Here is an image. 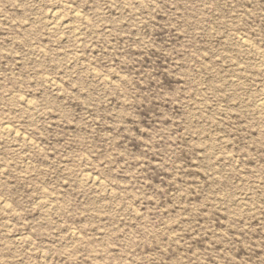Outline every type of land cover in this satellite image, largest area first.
<instances>
[{
  "label": "rangeland",
  "instance_id": "obj_1",
  "mask_svg": "<svg viewBox=\"0 0 264 264\" xmlns=\"http://www.w3.org/2000/svg\"><path fill=\"white\" fill-rule=\"evenodd\" d=\"M259 99L264 0H0V264H264Z\"/></svg>",
  "mask_w": 264,
  "mask_h": 264
},
{
  "label": "bare ground",
  "instance_id": "obj_2",
  "mask_svg": "<svg viewBox=\"0 0 264 264\" xmlns=\"http://www.w3.org/2000/svg\"><path fill=\"white\" fill-rule=\"evenodd\" d=\"M58 10L57 9H53L51 11V13H50V16L53 18V22H52L51 28L52 27H56L57 25H63L64 26V24H65L64 21L59 20V17H61V16H60ZM72 19L75 20V21H80L82 19V17H81V15L78 12L72 11ZM65 26H66V24H65ZM47 80H49V79H47ZM106 81H108V80H106ZM22 103H24V105L26 107L31 108V102H30L29 99L22 100ZM258 104L260 106H264V100L263 99H259ZM0 131L3 134H6L8 136L13 137L14 139L15 138L19 139L20 137H24L18 129H16L15 127H13L12 125H10L7 122H3V123L0 124ZM82 180L85 181V182H90L91 184L98 185V186H102V182H103L100 179H98L96 176H94V175H92L90 173H86V172L84 174H82ZM0 206L2 207V206H4V204H0ZM5 206H7V204Z\"/></svg>",
  "mask_w": 264,
  "mask_h": 264
}]
</instances>
